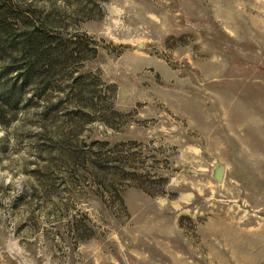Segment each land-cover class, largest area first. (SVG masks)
Returning <instances> with one entry per match:
<instances>
[{
  "label": "rangeland",
  "instance_id": "obj_1",
  "mask_svg": "<svg viewBox=\"0 0 264 264\" xmlns=\"http://www.w3.org/2000/svg\"><path fill=\"white\" fill-rule=\"evenodd\" d=\"M12 1L96 41L100 102L0 80V264H264V0Z\"/></svg>",
  "mask_w": 264,
  "mask_h": 264
},
{
  "label": "trees",
  "instance_id": "obj_2",
  "mask_svg": "<svg viewBox=\"0 0 264 264\" xmlns=\"http://www.w3.org/2000/svg\"><path fill=\"white\" fill-rule=\"evenodd\" d=\"M38 13L33 7H22L12 0H0V62L5 64L0 69V80H8L14 75L13 83L6 84V94L13 98H22L27 92L38 90L39 93L35 96L46 99L59 89L61 93L66 92L77 98L80 103L78 110H82L85 116L91 113L96 115L97 101L100 102V98L93 93L95 80L87 81L86 75H80L72 78L69 84V76L81 61L97 54L98 44L86 35L63 36L59 27L41 21L37 17ZM64 76L67 77L62 78ZM109 110L103 108L99 114L103 118L107 113L117 115L111 107ZM96 145L101 150L108 146L106 143ZM117 147L108 151L112 153ZM108 160L109 157L101 155V199H104L105 189L110 188L115 190L110 194L121 202L114 187L117 183L116 173L108 172L115 167ZM108 175L111 177L108 178ZM128 175L132 176L131 173Z\"/></svg>",
  "mask_w": 264,
  "mask_h": 264
}]
</instances>
